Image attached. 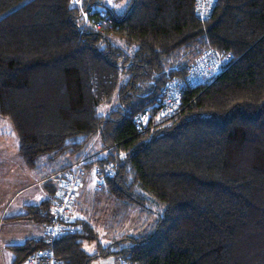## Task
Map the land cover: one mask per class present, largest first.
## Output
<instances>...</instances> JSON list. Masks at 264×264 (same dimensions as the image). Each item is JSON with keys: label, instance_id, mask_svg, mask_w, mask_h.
I'll list each match as a JSON object with an SVG mask.
<instances>
[{"label": "trees", "instance_id": "obj_1", "mask_svg": "<svg viewBox=\"0 0 264 264\" xmlns=\"http://www.w3.org/2000/svg\"><path fill=\"white\" fill-rule=\"evenodd\" d=\"M108 14L94 30L100 16L85 22L70 0H0V118L22 163L50 173L44 186L57 195L61 170L83 158L80 188L110 161L99 193L120 217L138 207L132 228L103 230L108 242L89 219L70 218L73 232L9 245L11 264L44 247L63 264L112 254L137 264H264V0H216L204 19L193 0H129ZM209 48L229 54L222 72L158 116L165 81ZM52 198L9 218L45 225Z\"/></svg>", "mask_w": 264, "mask_h": 264}, {"label": "rangeland", "instance_id": "obj_2", "mask_svg": "<svg viewBox=\"0 0 264 264\" xmlns=\"http://www.w3.org/2000/svg\"><path fill=\"white\" fill-rule=\"evenodd\" d=\"M101 1L105 6L110 9L114 8V11L119 13L125 8L129 0ZM91 148L93 150L99 149L97 138ZM43 175L27 168L19 161L15 132L7 119L0 118V264H11V251L7 245L21 242L28 236L26 232L18 233L15 231L20 227V223L6 222V219L2 220V217L16 214L21 210L24 203L39 200V190L44 185V181L50 177V173H44ZM93 178L92 175V177L89 176L83 180L84 182L79 188L69 217L71 219L76 217L89 219L98 231L99 237L105 243L109 240L103 235V230L111 235L113 232L117 234L132 228L137 219L138 207L134 206L132 209L127 210V214L120 217L121 211H119V206L115 200L107 194L99 193L101 186H95ZM37 179H40L41 182L36 181ZM116 213H118L119 218L115 216ZM115 217L120 221H116ZM47 224L44 225L45 228ZM31 225L35 226L33 223ZM39 227L42 228L43 226ZM84 246L85 249L92 252L93 244H85ZM113 260H117V256L114 254L106 258L93 259L91 264H112ZM21 264L26 263L24 261Z\"/></svg>", "mask_w": 264, "mask_h": 264}, {"label": "built area", "instance_id": "obj_3", "mask_svg": "<svg viewBox=\"0 0 264 264\" xmlns=\"http://www.w3.org/2000/svg\"><path fill=\"white\" fill-rule=\"evenodd\" d=\"M70 2L80 7L82 19L86 22L90 16L99 15V19L90 21V25L94 30L101 29L107 24L110 17L108 7L104 4H89L84 7L80 0H70ZM216 3V0H193V8L196 15L200 19L207 18ZM229 54L219 53L217 50L209 48L201 56L195 59L187 68L184 77L168 78L162 89V94L159 98L158 116H168L176 110L181 96L185 88L206 83L215 79L224 69ZM134 121L137 126L141 125V130L145 128V122L140 116H134ZM83 158H80L76 163L75 170L67 168L61 170L62 177L60 178V188L50 207V220L45 228V235L50 241L59 237L65 232H73L74 225L70 222V211L74 200L76 199L79 184L83 176V168L80 166ZM112 163L109 161L103 168L96 166L93 172V182L95 186H101L102 174L111 175L113 173ZM26 264H63L57 258L53 251L47 247L40 248L30 254L26 260ZM115 264H137L128 260L120 259Z\"/></svg>", "mask_w": 264, "mask_h": 264}, {"label": "crops", "instance_id": "obj_4", "mask_svg": "<svg viewBox=\"0 0 264 264\" xmlns=\"http://www.w3.org/2000/svg\"><path fill=\"white\" fill-rule=\"evenodd\" d=\"M18 159H19V161H21V159H20V157H19V155H18ZM22 162V161H21ZM23 164V163H22ZM40 180V179H39ZM38 179L36 180V181H38V182H41V181H39ZM42 184V183H41ZM38 195H40L39 197V200H37V201H34V202H27V203H37L38 201H40L41 199H43V198H47V197H49V196H52L53 198H55V196H56V193L55 192H53V193H51L50 194V192H49V190L47 191V189H46V187L44 186V185H42V187L40 188V190H39V193H38ZM52 198V199H53ZM25 204V203H24ZM22 206H23V204H22ZM22 206H21V210H22ZM51 207V206H50ZM21 210L19 211V212H21ZM19 212H17V213H19ZM16 213V214H17ZM13 215H15V214H12V215H10V216H13ZM10 216H8V217H2V220L4 219H6L5 221L6 222H12L13 224L14 223H20L19 225H20V227H18V229H16L15 231L16 232H22L23 231V233H28V236L27 237H25L24 238V240L25 239H27V238H30V237H37V236H40V235H42L43 233H44V231H45V227H44V225H41V224H38V223H36V222H32V221H18V220H13V219H10L9 217ZM35 224V226L34 225H31V224ZM39 226H43L42 228H40ZM24 240H22L21 242H23ZM21 242H17V243H21ZM17 243H11V244H17ZM11 244H9V245H11ZM9 245H7L8 246V249L10 250V248H9ZM11 251V250H10ZM11 256H12V253H11ZM117 260H113V262H112V264H115V262H116ZM26 263V262H25ZM104 264H108V263H104Z\"/></svg>", "mask_w": 264, "mask_h": 264}]
</instances>
